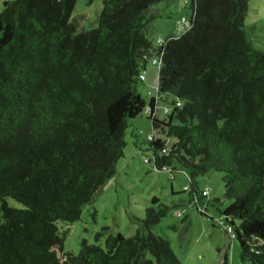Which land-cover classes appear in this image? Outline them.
<instances>
[{"label": "trees", "instance_id": "16d2710c", "mask_svg": "<svg viewBox=\"0 0 264 264\" xmlns=\"http://www.w3.org/2000/svg\"><path fill=\"white\" fill-rule=\"evenodd\" d=\"M156 1L102 0L88 30L69 18L75 0L2 2L0 264H181L151 231L167 212L155 196L127 237L104 225L72 252L57 225L78 220L115 172L128 120L146 106L153 131L174 137L167 147L148 135L146 162L170 168V178L174 164L185 170L197 207L206 196L197 177L221 172L230 200L222 224L241 260L264 264V52L246 40L248 0H190L185 30L155 49V94L146 100L137 82L154 49L146 31ZM166 95L170 111L158 119L152 113Z\"/></svg>", "mask_w": 264, "mask_h": 264}, {"label": "rangeland", "instance_id": "374dc122", "mask_svg": "<svg viewBox=\"0 0 264 264\" xmlns=\"http://www.w3.org/2000/svg\"><path fill=\"white\" fill-rule=\"evenodd\" d=\"M3 1L0 0V9ZM101 6L102 0H75L69 18L77 30L94 28ZM149 11L155 16L147 27L146 35L154 49H151L142 71L144 79L137 82V89L146 100L155 94L158 68V62L152 63L153 59L157 61L155 49L169 36H177L185 30L180 20L182 17L189 20L190 0H159L149 6ZM244 32L249 45L264 52V0H248ZM172 99L171 95H166L157 100L156 118L166 117L164 109L169 107L170 111ZM172 121L176 122L175 119ZM153 133L165 140L167 147L174 141V137L165 136L161 130L153 131L145 109L128 120L124 131L125 146L115 163V172L81 207L78 220L72 223L57 221L59 230H66L63 250L76 252L83 239L94 242L95 232L104 225L125 237L132 235L145 216V208L151 205V197L155 196L159 203L167 206V212L151 227V231L169 242L181 264H250L239 258L237 240L233 238L232 231H227L226 226L220 223L221 211L230 203L223 197L222 173L209 170L197 177V191L207 190L201 206L197 207L185 189L188 184L185 170L174 164L176 170L170 178V168L156 169L151 161L144 160L151 156L146 138ZM6 204L21 207V203L12 198H6ZM234 223L238 221L235 219ZM98 243L103 245V240ZM56 253L61 256L57 249Z\"/></svg>", "mask_w": 264, "mask_h": 264}, {"label": "built area", "instance_id": "2783aa9c", "mask_svg": "<svg viewBox=\"0 0 264 264\" xmlns=\"http://www.w3.org/2000/svg\"><path fill=\"white\" fill-rule=\"evenodd\" d=\"M180 23H182V24L185 25V26L188 25V21L185 20L183 17L181 18ZM156 62L159 63V57L157 58V61H156V59H153V60H152V63H156ZM139 78H140L141 80H143V79H144V75L141 73V74L139 75ZM168 108H169V107H165V109H164V112H165V113H168V112H169V109H168ZM145 112H146V113H149L148 106L145 107ZM155 112H156V106H155V109L153 110L152 115L155 116ZM155 117H156V116H155ZM148 138H151V137L148 136ZM144 160L147 161L146 158H144ZM201 193H202L203 195H207V190H206V189H203V190L201 191ZM177 214H179V212H178ZM220 220H221V219H220ZM220 223L222 224V221H220ZM226 229H227V231H232L230 226H226Z\"/></svg>", "mask_w": 264, "mask_h": 264}, {"label": "crops", "instance_id": "0c3cea01", "mask_svg": "<svg viewBox=\"0 0 264 264\" xmlns=\"http://www.w3.org/2000/svg\"><path fill=\"white\" fill-rule=\"evenodd\" d=\"M156 84V83H155ZM155 89V88H154Z\"/></svg>", "mask_w": 264, "mask_h": 264}]
</instances>
